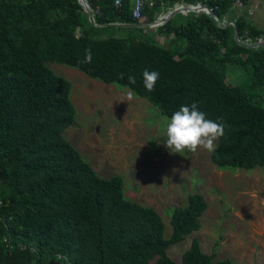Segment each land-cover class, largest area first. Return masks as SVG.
Here are the masks:
<instances>
[{"label": "trees", "instance_id": "trees-1", "mask_svg": "<svg viewBox=\"0 0 264 264\" xmlns=\"http://www.w3.org/2000/svg\"><path fill=\"white\" fill-rule=\"evenodd\" d=\"M87 2L97 26L77 0H0V264H179L168 250L201 230L206 199L194 193L175 208L167 238L156 210L126 198L122 176L102 178L65 139L77 121L72 84L48 64L127 88L169 119L196 102L225 125L212 163L252 171L264 167V47L241 45L235 32L251 40L264 34L245 19L219 27L192 14L151 35L133 21L130 0L120 9L114 0ZM217 5L220 19L234 12L231 1L206 4ZM89 48L92 62L79 63ZM235 66L249 74L243 85L229 82ZM145 69L160 74L153 92L143 86ZM181 264L235 263L216 261L193 239Z\"/></svg>", "mask_w": 264, "mask_h": 264}, {"label": "rangeland", "instance_id": "rangeland-1", "mask_svg": "<svg viewBox=\"0 0 264 264\" xmlns=\"http://www.w3.org/2000/svg\"><path fill=\"white\" fill-rule=\"evenodd\" d=\"M191 15H177L169 25L177 27ZM144 29L151 35L160 31ZM48 65L72 84L77 121L65 131V139L102 178L122 176L126 198L156 210L165 223L167 238L172 234L174 209L185 206L194 193L206 199L201 230L168 250L173 261L181 264L192 240L198 239L202 251L214 254L216 261L264 264V167L220 170L212 163L211 152L203 149L170 155L163 143L169 118L144 98L78 69ZM228 79L233 86L243 85L249 74L235 66Z\"/></svg>", "mask_w": 264, "mask_h": 264}, {"label": "clouds", "instance_id": "clouds-1", "mask_svg": "<svg viewBox=\"0 0 264 264\" xmlns=\"http://www.w3.org/2000/svg\"><path fill=\"white\" fill-rule=\"evenodd\" d=\"M78 62L90 64L92 50L86 49L83 60ZM159 75V72L155 70L145 69L143 71L142 82L148 92L155 90ZM124 77L125 74L121 73L120 78L124 79ZM127 80L129 84L136 83L135 76L129 75ZM224 134L225 125L222 122L206 118V114L199 110L198 104L193 102L190 106L183 105L172 113L166 126L163 143L170 155L185 152L196 153L199 149L212 152L216 148L215 142Z\"/></svg>", "mask_w": 264, "mask_h": 264}, {"label": "built area", "instance_id": "built-area-1", "mask_svg": "<svg viewBox=\"0 0 264 264\" xmlns=\"http://www.w3.org/2000/svg\"><path fill=\"white\" fill-rule=\"evenodd\" d=\"M82 10L90 17L91 23L95 26L93 10L89 6L87 0H77ZM127 0H114V7L120 9L124 6ZM215 2L226 3L231 1L232 11H240L245 8L246 3L249 0H213ZM132 5V19L137 24L139 23L141 27L159 29L165 27L175 16L180 14H193V15H205L211 17L219 27L233 26L236 27L237 18H228L229 14L225 15L220 19L216 14L215 10H219V6H215L214 9L208 8L206 6L208 0H203L197 3H190L187 0H130ZM156 7H158L159 12L156 13ZM149 11H154V18L149 23H142L144 21V16ZM251 14V12L249 13ZM216 18L219 20L216 21ZM117 26H125L123 24H115ZM236 39V38H235ZM238 43L245 46H255L264 47V37H259L256 40H251L248 38H237ZM3 205L0 201V207ZM0 220L5 221V219L0 215ZM21 249H26V246H21Z\"/></svg>", "mask_w": 264, "mask_h": 264}, {"label": "crops", "instance_id": "crops-1", "mask_svg": "<svg viewBox=\"0 0 264 264\" xmlns=\"http://www.w3.org/2000/svg\"><path fill=\"white\" fill-rule=\"evenodd\" d=\"M159 10H157L156 8L155 12L158 13ZM250 12L251 14H249ZM231 17L237 18V20L245 19L246 21H250L258 30L262 31V33L264 34V0H249L243 10L235 11L233 12V14L230 13L228 18L231 20ZM157 36L158 35H156V37ZM159 39L161 40V37ZM255 49H257V47H255Z\"/></svg>", "mask_w": 264, "mask_h": 264}, {"label": "water", "instance_id": "water-1", "mask_svg": "<svg viewBox=\"0 0 264 264\" xmlns=\"http://www.w3.org/2000/svg\"><path fill=\"white\" fill-rule=\"evenodd\" d=\"M89 19H90V17H89ZM219 19L218 18H216V21H218ZM90 22H91V19H90ZM115 26H117V25H115ZM235 38L237 39L238 38V32H237V30H236V32H235ZM243 40H245V38H243ZM252 48H255V46H251ZM33 264H36V263H33ZM49 264H63V263H60V262H57V261H52V262H50Z\"/></svg>", "mask_w": 264, "mask_h": 264}]
</instances>
